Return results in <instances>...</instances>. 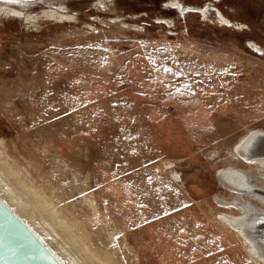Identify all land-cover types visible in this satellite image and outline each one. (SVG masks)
Segmentation results:
<instances>
[{
    "label": "rangeland",
    "instance_id": "1",
    "mask_svg": "<svg viewBox=\"0 0 264 264\" xmlns=\"http://www.w3.org/2000/svg\"><path fill=\"white\" fill-rule=\"evenodd\" d=\"M47 2L0 0V163L20 190L0 180L14 204L56 244L65 229L74 263L264 264L236 219L264 211V188L218 174L264 187L258 157L234 148L264 129V0Z\"/></svg>",
    "mask_w": 264,
    "mask_h": 264
},
{
    "label": "bare ground",
    "instance_id": "2",
    "mask_svg": "<svg viewBox=\"0 0 264 264\" xmlns=\"http://www.w3.org/2000/svg\"><path fill=\"white\" fill-rule=\"evenodd\" d=\"M23 1V0H22ZM54 0H48V4H50L51 2L52 3H56V2H53ZM102 2V1H101ZM51 3V4H52ZM60 4V3H59ZM11 5V4H10ZM1 6V5H0ZM15 6V5H14ZM3 8V7H2ZM70 10V9H69ZM4 12H15V14L17 13L18 15H25V18L28 19L29 21H32V20H36L38 19V17L40 16V14H33V13H28L26 15V12L23 11V8L22 9H19V8H15V7H12V6H5V9H4ZM42 12L41 15H49V16H54V17H58L60 19H64V18H71L72 15L70 14H67V13H62L60 12L58 9H55V8H52V7H49V8H43L42 9ZM4 15V14H3ZM41 17V16H40ZM2 139V138H1ZM2 144V143H1ZM234 148L237 150V152H244L245 154H248V155H251V156H256L258 157L257 159H259V161H261V164L262 166H264V129H252L249 134L247 136H244L242 137L234 146ZM3 154H1L2 156ZM242 155V154H241ZM0 156V158H1ZM255 157V158H256ZM7 158V157H6ZM252 158V157H251ZM250 158V159H251ZM7 160V159H6ZM10 160V159H9ZM5 161V160H4ZM3 161V165H4V162ZM12 161V160H11ZM2 162V161H1ZM14 162V161H13ZM8 164V163H6ZM14 165V163H12ZM16 164V163H15ZM1 163H0V172L2 173L1 175L4 176V180L6 179L7 180V183H8V186L10 185V187H12V189L16 192V190H20V188L16 185V182L14 181V177L10 174H12L10 171L6 170L4 168ZM10 164H8L9 166ZM12 165V167H13ZM7 168V167H6ZM20 168V167H19ZM12 168H10L9 170H11ZM12 171V170H11ZM225 171V173H224ZM13 172V171H12ZM16 173V171H14ZM20 173V172H19ZM28 173V172H27ZM218 174L220 176L221 179L223 180H226V176L228 174H236L238 175L240 178H241V181L237 180L236 178H234V180H230V178H228L226 181L228 183V185L232 186V187H235L237 188L238 190L242 191V192H250V191H257V190H261L264 188L260 185H258L255 181L252 180V175H250L249 173H244L243 171L241 170H238L236 168H233V170H231L230 168L228 169H220L218 171ZM14 175V174H12ZM16 175V174H15ZM16 178V176H15ZM176 179V178H175ZM19 180V179H18ZM26 180V178L24 179ZM35 180V179H34ZM32 180V181H34ZM23 182V181H22ZM20 183V182H19ZM32 183V182H31ZM4 183H2V180H0V193L8 200L11 202V204L22 214L24 215L28 220L29 222L34 225L36 228H38L41 233H43V235H45L48 239H50L49 235H48V231H46L45 229H42L41 226H39L38 222L36 221L35 219V215L32 214L31 212H29L25 207H24V204L26 202L22 201L23 202H18V203H15L14 204V199H11L10 195H11V191H9V189L6 187V186H3ZM24 184H25V181H24ZM34 184V183H33ZM21 186V185H19ZM27 186V185H26ZM31 186V185H30ZM29 187V186H28ZM18 188V189H17ZM22 188V187H21ZM234 188V189H235ZM25 190L26 189H23L21 190L20 192L24 191L25 193ZM32 190V189H31ZM27 191V190H26ZM33 191V190H32ZM18 193V192H17ZM23 194V193H22ZM27 194H29V192L27 191ZM25 195L27 196V198H30V196L28 197V195ZM32 194V193H31ZM17 195V194H15ZM33 195V194H32ZM21 196V195H20ZM39 196V195H38ZM37 196V197H38ZM19 197V196H18ZM14 198V197H13ZM32 198V197H31ZM30 198V200H31ZM41 198V197H39ZM38 198V199H39ZM25 199V198H24ZM20 200V199H19ZM33 201L35 200V198L32 199ZM31 200V201H32ZM37 200V199H36ZM36 200L34 201V203L36 204ZM44 201V200H42ZM41 201V202H42ZM28 202V201H27ZM38 202V201H37ZM41 202H38V204H40ZM243 204L244 207L248 206V204L246 202H241ZM45 204V203H44ZM49 204V203H47ZM28 205V204H27ZM26 206V204H25ZM43 206H41L42 208ZM44 208V207H43ZM46 208V209H45ZM45 210H42V209H39V214L41 216H43V218L45 219L46 223H48L50 220H51V217L49 218V215L46 214L47 213V210H49V208H47L45 206ZM248 210L252 209L253 207L251 206H248L246 207ZM258 210H254L253 214H247V215H242V216H238L236 219L238 221H240L242 223V231L245 233V236H244V242H245V245L247 247V250L249 251V253L256 257V258H259L261 259L262 261H264V211H260L261 214H257L255 215L254 213L257 212ZM263 212V213H262ZM48 215V216H47ZM221 218L224 220V218L226 220H228L227 222H230V224L232 223L233 224V216H229V215H225V214H221L220 215ZM50 219L48 221V219ZM60 219V218H59ZM61 223V221H60ZM41 224V223H40ZM53 224V222H52ZM65 225V224H64ZM236 225V224H235ZM48 226H51L50 224ZM55 226H57L55 224ZM66 226V225H65ZM239 226V225H238ZM239 227V228H240ZM60 228H62V226H60ZM58 228V230L60 229ZM236 228V226H235ZM260 230V231H259ZM56 231V230H55ZM59 238L62 240L63 244H59L60 240L58 239V243L56 244L54 241L52 242L53 245L56 247V249L61 253V255L64 257V259L68 262V264H91V263H86V261H83L81 260L80 258L78 262L75 261V263L72 261L69 253L67 252V244L68 242L70 243V241H66L67 239H62L64 238V235L66 232L65 229L63 230L64 232L62 233L61 230H59ZM63 234V236L61 235ZM52 235V234H51ZM58 235V234H57ZM70 237H73V235ZM69 237V238H70ZM66 238V237H65ZM68 238V240H69ZM75 238V236H74ZM51 240V239H50ZM71 240V239H70ZM77 239H75L76 241ZM72 241V240H71ZM74 242V241H73ZM75 243V242H74ZM71 245V244H70ZM75 245V244H74ZM80 246V244L78 245V247ZM70 247V246H69ZM75 247V246H74ZM73 247V249H74ZM77 247V246H76ZM71 248V247H70ZM72 249V250H73ZM76 249V248H75ZM78 249V248H77ZM76 249V250H77ZM67 250V251H66ZM76 250H73V251H76ZM80 251V250H79ZM81 252V251H80ZM79 252V253H80ZM84 254V252H83ZM82 254V255H83ZM76 255V253H75ZM77 256V255H76ZM73 257V255H72ZM75 257V256H74ZM79 257V256H77ZM82 257V256H80ZM87 256H85L84 259H86ZM97 262V261H96Z\"/></svg>",
    "mask_w": 264,
    "mask_h": 264
},
{
    "label": "water",
    "instance_id": "3",
    "mask_svg": "<svg viewBox=\"0 0 264 264\" xmlns=\"http://www.w3.org/2000/svg\"><path fill=\"white\" fill-rule=\"evenodd\" d=\"M52 242L0 193V264H68Z\"/></svg>",
    "mask_w": 264,
    "mask_h": 264
}]
</instances>
